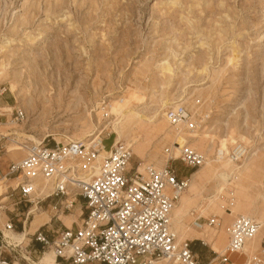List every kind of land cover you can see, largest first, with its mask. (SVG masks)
<instances>
[{
  "label": "rangeland",
  "instance_id": "obj_1",
  "mask_svg": "<svg viewBox=\"0 0 264 264\" xmlns=\"http://www.w3.org/2000/svg\"><path fill=\"white\" fill-rule=\"evenodd\" d=\"M0 86V111H12L0 116V179L10 162L23 157L15 147L33 139L54 144L84 138L88 145L98 135L106 145L99 155L122 141L132 148V168L160 167L178 151L175 134L159 136L153 126L174 132L162 114L184 104L197 127L180 126L179 136L210 164L172 162L179 176L195 177L183 225L190 227L199 214L201 223L216 215L227 225L249 213L261 223L253 242L264 238V0H0ZM16 110L22 119H15ZM229 137L228 151L241 143L248 157L224 166L217 161L219 141ZM21 178L0 182V242L8 221L15 232L40 229L49 236L67 226L63 215L71 227L80 222L85 211L79 197L70 210L61 196L41 199L48 191L18 203L17 191L8 193ZM224 228L201 230L215 236L210 246L219 254L227 243ZM188 233L180 240L200 244ZM201 246L199 260L215 257ZM42 250L25 254L37 263ZM18 262L30 263L21 255Z\"/></svg>",
  "mask_w": 264,
  "mask_h": 264
},
{
  "label": "built area",
  "instance_id": "obj_2",
  "mask_svg": "<svg viewBox=\"0 0 264 264\" xmlns=\"http://www.w3.org/2000/svg\"><path fill=\"white\" fill-rule=\"evenodd\" d=\"M4 91L0 86V97ZM166 115L171 124L183 123L189 130L197 127V120L184 104L168 108ZM22 117L23 112L16 110L15 119ZM104 141L96 135L88 145L70 141L31 143L25 155L10 162L3 174L13 179L22 176L8 193L11 196L16 190L18 203L39 200L37 179L49 185L48 196L41 199L61 196L64 210H70L77 197L82 200L85 212L75 227L57 229L52 236L40 229L34 232L33 240L40 244L42 253L52 251L59 264H156L169 259H176L177 264H199L189 241L176 243L170 227L172 210L187 187V178L178 175L172 162L178 160L186 167L198 168L205 156L185 145L176 157L167 156L161 167L148 165L139 172L129 166L133 152L126 142L111 143L108 153L97 161L106 147ZM205 222L214 226L216 217ZM4 227L14 229L10 221ZM259 229L256 220L238 215L227 229L226 248L216 255L227 261V255L242 251ZM5 247L10 248L0 242V264H14L4 261ZM242 264H264V248Z\"/></svg>",
  "mask_w": 264,
  "mask_h": 264
},
{
  "label": "bare ground",
  "instance_id": "obj_3",
  "mask_svg": "<svg viewBox=\"0 0 264 264\" xmlns=\"http://www.w3.org/2000/svg\"><path fill=\"white\" fill-rule=\"evenodd\" d=\"M10 89L12 90L13 89V85H11V87H10ZM175 103H177V102H175ZM174 103V104H175ZM176 105V104H175ZM179 105V104H178ZM178 105H176V106H178ZM176 106H173L172 108H175ZM4 110L5 109H7V110H10V108H8V106H6L5 108H3ZM1 110V109H0ZM12 111H10V112H2V111H0V116H2V115H10V113H11ZM8 113V114H7ZM122 117V116H125V113L124 112H122V113H120L119 115H118V117ZM162 117H164V121H166V122H168L171 126H173L174 128H175V131L173 132V131H171V130H167L166 128H164L162 125H154L153 126V129H155V131H156V133L159 135V136H162V135H167V134H175V145L177 146L176 148H175V150H177L178 152H177V155H178V153H179V151H180V149L183 147V146H185V144L187 143V139L185 138V137H183V136H179L180 134H179V128H180V126H182V127H185L186 129H187V127L185 126V124H183V123H177V124H171L170 122H169V120H168V118H167V115H166V112L164 113V114H162ZM118 121V120H117ZM117 121H114V123H113V129H114V133H117L118 134V130L120 129L119 128V122H117ZM13 122H15V121H12L11 123H13ZM3 123V122H2ZM1 122H0V125L2 124ZM189 130V129H188ZM90 136H92V134H88V135H86L85 137H90ZM191 136H195V135H191ZM5 136L3 135V134H1L0 133V138H4ZM32 137V136H31ZM30 137V138H31ZM67 140H66V142L67 141H70V142H83L85 145H87V143H86V141L84 140V138L83 139H76V140H74V139H72V138H66ZM33 141L34 142H32L33 144H40L41 142H39V141H37L36 139H33ZM228 141H230L231 143L233 142V139L231 138V137H229V140L228 139H220V141H219V151H220V154L222 155V158L221 159H216L217 161H220V162H222V163H224V166H226V165H228V164H231V163H235V162H240L242 159H244L245 157H246V155H247V157H248V152H247V148L243 145V144H241V143H237V144H235V146H233V148H231V150L230 151H228V147H227V142ZM29 144H31V143H29ZM29 144H27V145H29ZM26 144L25 145H19V146H16L15 148H17L18 150H20V151H23L22 152V156L23 155H25V153H26V149H27V146ZM13 149V148H12ZM194 149V148H193ZM8 151H10V150H8ZM201 153V152H200ZM107 154V153H106ZM204 156H205V165L207 166V165H209L210 164V160H208L207 159V157H206V155L204 154V153H202ZM102 156L103 155H99L98 157H97V161H99L101 158H102ZM226 156H227V158L228 159H225L226 158ZM148 165H151V164H145V165H143L142 167H137L136 169H137V171H139V172H143L144 171V169H145V167L146 166H148ZM203 165V164H202ZM201 165V166H202ZM129 166H131V163H130V165ZM154 167H156V166H154ZM161 167V166H160ZM200 167V166H199ZM198 167V168H199ZM156 168H159V167H156ZM233 172H234V170H233ZM235 174L233 175V179H235V176H236V174H238L239 172H240V170H235ZM198 174V172L195 174V176ZM218 176L220 177V178H222L223 180H227L228 181V179H227V175L225 174V173H223V172H220L219 174H218ZM194 178L195 177H193L192 179H189V180H187V186L188 187H186L187 189H184L183 191H181L180 192V194H179V199H178V201H177V203H176V205L178 204V202H179V204L176 206L175 205V207L173 208V210H172V213H171V218H170V227H171V230L173 231V233H174V235H175V242L176 243H180V242H182L183 240H180V238H186L187 237V233L189 232V230H188V228L189 227H186V226H184L183 225V223H182V221H181V219H180V217H181V213L183 212V208L185 207V205H187V204H189L193 199H194V197H195V193H196V189H195V180H194ZM14 179H18V177L17 178H14ZM6 180V178H4V177H2L1 179H0V182H4ZM16 184L18 183V182H15ZM15 184V185H16ZM40 184H41V186H40ZM5 186V185H4ZM1 187H3V185L1 186ZM0 187V188H1ZM48 187H49V185H48V182L47 181H42V180H40V179H37L36 181H35V189H37V194H43V193H45L46 191H48ZM223 190V188H219L217 191L218 192H220V191H222ZM4 192H6V190H4ZM5 194V193H4ZM47 196H48V193L46 194ZM4 198H7V196H5ZM68 200H70V198H68ZM180 200V201H179ZM212 201V200H211ZM1 207L2 206H0V209H1ZM229 215H231V213H228ZM173 216V217H172ZM212 216H214V217H216V224L214 225V226H210V225H208L207 223H201L200 221H198V219L200 218V217H202L200 214L198 215V216H196L194 219H193V221L191 222L192 223V225H193V227H195L196 229H202V228H204V227H207V228H209V229H213V230H215V231H219V230H221L222 229V221H221V218L220 217H217L216 215H212ZM246 216L248 217H253L252 215H250L249 213H247L246 214ZM211 216H209L208 218H210ZM236 217H234V218H232V220L230 221V223H229V226L231 225V223L233 222V220L235 219ZM205 219H207V218H205ZM253 219V218H252ZM256 220V219H255ZM257 221V220H256ZM259 224H260V229H261V223L259 222V221H257ZM185 228H187V229H185ZM190 229V228H189ZM260 229H259V231H260ZM5 230H7V229H5ZM12 231H14V230H12ZM258 231V232H259ZM258 232H257V234H258ZM190 233V232H189ZM188 233V234H189ZM25 232H22V233H13V232H4V238L6 239V241L10 244H12L13 243V245H15V246H19V245H21V244H23V241H24V239H25ZM203 234V233H202ZM201 233H196V236H203ZM257 234L255 235V237L257 236ZM207 236H208V238L209 239H211L212 238V236H213V234L211 235V234H207ZM254 237V238H255ZM254 238H252V239H250V240H248V241H246L245 242V244H244V246H243V249H242V251H240V252H238L237 254H239L240 256H241V258H243V255H244V253H243V250H244V247L247 245V243L248 242H250V241H252ZM185 240V239H184ZM228 242V241H227ZM253 242V241H252ZM7 244V243H6ZM10 246V245H9ZM227 246V245H226ZM262 250V248L261 249H258V250H255V251H253L250 255H248L247 257H245V260L247 259V258H249L251 255H253L255 252H257V251H261ZM46 252V251H45ZM44 252V253H45ZM43 253V254H44ZM55 261L56 260H54V255H53V253H52V251H50V253H47V254H45L42 258H40L38 261H37V263L36 262H34L35 264H56L55 263ZM57 262V261H56ZM58 263V262H57ZM214 263V260L212 261V263L211 264H213ZM59 264V263H58ZM156 264H177V260L176 259H169V260H159V261H157L156 262Z\"/></svg>",
  "mask_w": 264,
  "mask_h": 264
},
{
  "label": "crops",
  "instance_id": "obj_4",
  "mask_svg": "<svg viewBox=\"0 0 264 264\" xmlns=\"http://www.w3.org/2000/svg\"><path fill=\"white\" fill-rule=\"evenodd\" d=\"M8 103V102H7ZM190 168V167H189ZM191 174V173H190ZM180 177H184V178H188V177H186V176H180ZM18 193V192H17ZM81 205H82V202H81ZM31 213V212H30ZM53 215L54 214H51L50 215V221L52 220V217H53ZM173 217V216H172ZM208 217V216H207ZM207 217H204V218H202V219H205V218H207ZM195 218V216H193V218H192V221H193V219ZM62 219H63V221H64V223L67 225V226H70V221H71V219H70V216H62ZM201 220V219H200ZM199 220V221H200ZM49 221V222H50ZM191 221V222H192ZM221 221H222V229H223V227H225L224 228V230H225V233H227V229H228V227H229V223L227 224V225H225V222L222 220V218H221ZM63 223V225H65ZM43 225H45V224H43ZM66 226V227H67ZM190 233H189V236L190 237H188L189 239H196V240H198V241H200V244H198V245H190V247H191V249H192V251L195 253V255H196V257H197V261H198V263L199 264H206V263H208L209 261H210V264L212 263V261L213 260H215V262H216V264H237V263H243L244 261H245V257H247L248 255H250L253 251H255V250H257V249H259L260 247H264V238L261 240V242H259L258 244L256 243V242H248L247 243V245L244 247V250H243V253H244V255H243V258H241V256L239 255V254H237V253H231V254H228L227 255V261H221L220 260V258H219V256H217L216 255V253H217V251L214 249V248H211V246H210V243H212V242H215V236H213L212 237V239L211 240H207L205 237V235H207L206 233H205V231H201L202 229H204V228H207V227H204V228H202V229H196L195 227H193V225H191L190 227ZM209 229V228H208ZM26 229L24 228L23 229V232H25L26 234H25V239H24V241H23V244H21V245H19V246H15V245H13V243L11 244H9L7 241H6V239L4 238V232H13V233H22V232H15V231H12V230H3V233H2V241H1V244H2V242L3 243H7V245H10V246H12L13 248H20L19 250H13L12 248H9V247H5L4 249H5V251H7V252H9V253H4L3 254V259H4V261L5 262H7V263H14V264H19V262H18V255H21V257L23 258V259H27V260H29L30 261V263L31 264H35L34 262L35 261H33L31 258H29L28 256H26V254H28V253H32V252H34V254H35V252L37 251V252H40V244L39 243H37V242H35L34 240L32 241L31 240V238H27L28 237V235H30V236H32L33 234H34V232L36 231H34L33 233H31V234H28L29 232H27V231H25ZM196 233H203L202 235L203 236H196ZM227 235V241H228V233L226 234ZM183 240V239H182ZM188 241H190L191 242V240H188ZM253 241V240H252ZM30 243H32V244H30ZM201 245H205V246H208L209 248H210V250L212 251V254L213 255H215V257H206L204 260H199L198 258H199V256H198V254L200 253V254H202V251H203V248H202V246ZM226 245H227V243H226ZM28 246H30L31 247V249L30 250H28L27 248H28ZM194 247V248H193ZM3 248V247H2ZM33 250V251H32ZM20 251V252H19ZM26 253V254H25ZM48 253H50V252H48ZM44 254H46V253H44ZM212 255V256H213ZM202 256V255H201ZM54 260H55V258H54ZM29 263V264H30ZM55 263L56 264H58L56 261H55ZM4 264V263H3ZM28 264V263H27Z\"/></svg>",
  "mask_w": 264,
  "mask_h": 264
}]
</instances>
